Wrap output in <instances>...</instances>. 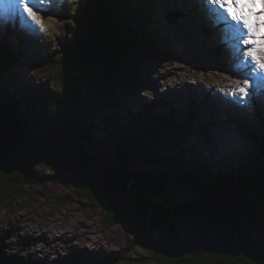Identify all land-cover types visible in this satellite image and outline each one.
I'll list each match as a JSON object with an SVG mask.
<instances>
[{"label": "trees", "instance_id": "trees-1", "mask_svg": "<svg viewBox=\"0 0 264 264\" xmlns=\"http://www.w3.org/2000/svg\"><path fill=\"white\" fill-rule=\"evenodd\" d=\"M148 2L88 0L74 22L73 38H59L53 53L42 58L45 66L61 74L50 86H36L34 93L10 95L0 87V112L19 117L36 134L80 138L93 154L109 158L127 173L132 183L126 196H108L88 185L84 197L94 208H103L121 221L136 219L131 229L134 248L153 242V231L162 232L164 240L155 244L156 264H264V247H259L256 238L264 241V118L254 128L246 123L247 116L237 117L251 145L236 164L208 161L192 168L194 161L168 159L156 147L172 146L173 138L195 126L205 131L213 92L182 90L172 96L158 95L136 110L122 103V98L134 99L135 94L150 91L137 70L143 61L164 52L159 35L148 29ZM25 45L0 42V71L11 75V80L16 76L10 66L34 59ZM95 128L100 129V136L94 134ZM138 161L149 168H142ZM22 182L32 183L18 173L0 174V205L12 206ZM171 184L200 195L192 202L165 205L161 191ZM214 202L221 208H214ZM202 211L215 237L204 252H188L178 241L175 222L201 223ZM107 221L112 227V218Z\"/></svg>", "mask_w": 264, "mask_h": 264}, {"label": "rangeland", "instance_id": "rangeland-1", "mask_svg": "<svg viewBox=\"0 0 264 264\" xmlns=\"http://www.w3.org/2000/svg\"><path fill=\"white\" fill-rule=\"evenodd\" d=\"M87 1L29 0L44 25L43 30L23 14L22 8L10 9L8 18H4L5 10L2 9L0 42L17 47L26 44L25 51L36 59L10 66L16 80L0 71L2 89L15 95L34 93L36 86L41 84L50 86L60 70L45 66L42 58L53 53L59 38L66 41L73 38L74 22ZM13 4H18V0H13ZM146 4L145 10L151 18L148 29L159 35L164 52L160 57L143 61L137 70L149 84L150 91L139 92L134 99L122 98V103L136 110L158 95L172 96L182 90L197 94L199 91L213 92L214 103L205 131L195 126L191 132L172 137L176 139L172 146L158 144L156 148L168 159L194 161L192 168L208 161L226 164L231 160L236 164L251 145L236 119L247 116L248 125L254 128L260 125L264 118V94H261L264 85L257 87L254 80L251 94L243 100L239 93L231 95L237 82L242 85L249 77V67L243 63L239 52V34L231 26L233 22L219 20L205 0H150ZM178 9L186 14L183 16ZM172 14L177 15L174 23L170 22V17H175ZM64 31L67 35L62 34ZM21 108L22 105L20 111ZM254 110L258 112L252 117L250 114ZM93 132L101 135L99 128ZM138 164L149 168L148 164ZM35 171L37 177L32 183H20V193L14 196L11 207L0 205V236L15 230L6 242L8 256L19 255L28 262L41 264H156L155 244L164 240L162 232L153 231V242L134 248L131 229L137 225L136 219L121 221L103 208H94L84 197L89 191L88 185L75 177L72 180V175L62 169L42 164ZM168 187L161 191L165 205L196 200L197 195L185 192L183 186L171 184ZM107 218H112V227L105 223ZM200 221L180 220L175 224L178 241L188 252H204L215 237L208 221ZM256 238L259 247H264L261 236Z\"/></svg>", "mask_w": 264, "mask_h": 264}, {"label": "water", "instance_id": "water-1", "mask_svg": "<svg viewBox=\"0 0 264 264\" xmlns=\"http://www.w3.org/2000/svg\"><path fill=\"white\" fill-rule=\"evenodd\" d=\"M178 10L183 16L186 14ZM172 15L175 17H170V22L174 23L177 15ZM42 164L62 169L100 193L115 198L126 196L132 183L127 173L109 158L93 154L82 139L66 140L50 132L36 134L19 117L0 112V173L6 176L18 173L24 180L33 181L37 177L35 168ZM185 192L200 195L186 188ZM213 206L221 208L219 202H214ZM200 214L205 220L207 213ZM11 235L10 231L0 236V264H41L28 262L19 255L8 256L5 249L9 247L6 242Z\"/></svg>", "mask_w": 264, "mask_h": 264}, {"label": "snow or ice", "instance_id": "snow-or-ice-1", "mask_svg": "<svg viewBox=\"0 0 264 264\" xmlns=\"http://www.w3.org/2000/svg\"><path fill=\"white\" fill-rule=\"evenodd\" d=\"M206 3L219 20L232 21L231 26L239 34V52L243 63L249 67V77L242 85L238 81L231 95L239 93V98L243 100L251 94L254 80L257 87L260 81H264V0H206ZM8 7L22 8L29 20L44 29L29 0H18V4H9Z\"/></svg>", "mask_w": 264, "mask_h": 264}, {"label": "bare ground", "instance_id": "bare-ground-1", "mask_svg": "<svg viewBox=\"0 0 264 264\" xmlns=\"http://www.w3.org/2000/svg\"><path fill=\"white\" fill-rule=\"evenodd\" d=\"M206 1V0H205ZM9 4H13V0H0V13L2 12V9L3 10H5V14L3 15L4 16V18H8L7 16L9 15L10 16V9H12L13 10V8H9L8 7V5ZM4 5H6V6H4ZM208 7V9H209V6H207ZM177 14V13H176ZM10 18V17H9ZM2 19H3V17H2ZM229 25H231V23H229ZM232 29V28H231ZM13 36V35H12ZM253 79H254V77H253ZM260 83H262V84H260ZM259 84H260V86L259 87H261L262 85H264V81H260L259 82ZM261 94H264V93H262L261 92ZM12 232V234L14 233V231L15 230H9L8 232ZM7 233V232H6ZM12 236V235H11ZM9 249V248H8Z\"/></svg>", "mask_w": 264, "mask_h": 264}]
</instances>
